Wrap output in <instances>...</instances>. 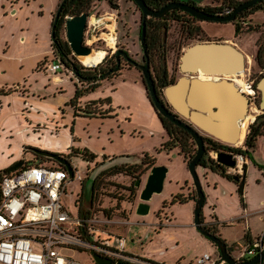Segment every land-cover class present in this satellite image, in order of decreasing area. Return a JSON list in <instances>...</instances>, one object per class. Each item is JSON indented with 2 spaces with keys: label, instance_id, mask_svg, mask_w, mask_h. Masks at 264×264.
Here are the masks:
<instances>
[{
  "label": "rangeland",
  "instance_id": "374dc122",
  "mask_svg": "<svg viewBox=\"0 0 264 264\" xmlns=\"http://www.w3.org/2000/svg\"><path fill=\"white\" fill-rule=\"evenodd\" d=\"M9 1V6L3 7L0 0V60H2L3 53L10 57L7 58L9 59L8 61H2L3 64L8 66V71L3 72L0 69V79L8 81L12 90L14 87L17 91L10 95V103H12L10 110L14 112L15 107H17V111L24 113L22 119L25 117V119L30 121L29 125L33 132L32 129L37 125V121L47 123L48 120L54 119L55 116L62 117L64 115L63 110L69 109L67 105L77 96V84H81L80 89H83L84 86L87 87L88 84L79 81V78L70 69L67 70L72 75L69 73L67 75V72L62 70V75H60L58 81H55L50 73L45 72V60L48 56L50 57L52 49V25L53 18L59 7V0ZM212 2L214 0H205L201 6L215 7L219 3ZM117 3V8L110 6L106 0H96L92 3L87 13L107 17L105 19H108V26L107 24L97 26L95 31L93 25H90L91 28L89 27L88 23L90 21L88 19L82 42L83 46L91 48L92 52L96 49L106 50L105 65H110L113 62L115 52L119 48L128 51L133 58L142 63L141 11L133 0H118ZM16 9L19 11V16L13 19L11 18L13 16L12 10ZM7 12L9 13L6 15L8 21L4 22L1 19V14L4 16ZM111 23H114L118 33L115 48H109L107 42L103 39L109 28H113ZM168 24L169 30L166 33L161 32L166 38L165 52L161 50L159 54H165L168 70L171 73H175L178 78V76L180 77L177 72L179 70V59L183 51L188 45L190 46L197 41L186 39L181 23L169 21ZM197 24L202 26L208 40L235 41L249 58L247 72L241 77H237L244 79L246 83L247 81L254 82L260 74V68L257 66L254 56L258 50V44L264 43V10H257L246 18L244 29L239 35L236 34V27L232 22L199 21ZM248 24L254 27L259 26L258 31H247ZM62 36L65 39L68 38L66 26L63 27ZM25 38L27 42L23 44L25 43ZM67 40L69 42V39ZM42 54H46V56L43 57ZM75 56L80 64L88 67L82 63L80 56ZM18 58L23 63L18 61ZM106 81L110 82L103 83L92 92L83 93L82 98L111 99V106L115 109V114L118 116L112 120L91 119L81 121L80 124L87 121H89V124L83 126L86 128L84 131H81L83 130L82 128L79 130L82 134L81 138H78V133H76V138L78 139L76 142H73L72 135L69 132L68 146L71 147L73 144L76 147L81 146L97 156L92 162L86 161L80 156L74 157L72 162L78 168V173H81L86 178L88 174L89 177L96 167L98 168V166L107 161V158L104 159V157L108 155L120 156L125 154L123 152H126V154L132 156L135 163H138L140 162L139 156L143 153H148L154 157L156 165H169L167 167H171L178 176L180 175L182 182L179 184L177 178L170 173L166 177L163 190L160 193L153 194L149 201L151 205L150 212L147 215H139L137 206L141 201L140 192L148 176L144 175V173L149 171V169H145L140 177L142 179L141 186H136V199L131 201L133 204L122 203V209L115 216L114 223L101 222L108 217L100 209L104 208L105 205L108 206L109 202L106 199L107 201L103 203V198L106 197L105 194L97 198L93 205L95 210L91 215V218L96 220L94 225H92L94 231L98 234L101 231L104 232L101 234L105 239L108 237L107 232H112L111 234L115 237L125 238L128 252L155 264H197V257L203 254L202 251L205 246H208V251L213 256H219L220 252L217 246L194 225V203H175L171 204L169 208H164V203L172 200V191L176 188L183 189V172L186 173L188 170L178 154V149L173 148L170 150L163 145L168 141L167 132L148 97L143 84L142 74L136 68L125 66L118 73L111 75ZM257 109L259 112H257ZM263 113L264 111L258 105L253 106L250 104L248 115H254L255 120L258 115ZM116 119H119L118 122H114ZM13 121L11 119L9 122L13 123ZM26 123L28 124V122ZM39 131L47 132L48 135H51L52 132L45 128ZM53 131L56 134V130ZM110 133L111 135H109ZM203 134L207 136V134ZM28 138H31V136H28ZM12 141H14L13 146L5 147L6 156L7 154L16 155L17 158L16 156L11 158L17 159L13 163L21 160L22 157L27 162L31 161L32 156L29 153L22 157L19 156V150L16 151V138L14 137ZM57 148L55 153H62L60 150L62 145L58 144ZM1 157L3 155L0 154V160ZM197 171L201 175L203 173L202 167H198ZM189 174L193 181L190 171ZM99 176H101V173ZM133 180L137 182L139 179L136 180L126 176L110 177L108 179L104 178L101 185L104 186V191L107 195L117 193L118 196L121 195L129 199L130 192H127L126 188L133 184ZM202 180L205 194V202L202 209L204 223L214 224L218 231L217 235L227 245L234 247L231 254L237 257L245 245L242 237L247 231L246 225L238 222L237 219L243 215L251 214L252 218L255 217L253 221L257 229L261 231L264 226L262 221L264 213H261L264 211V136L259 140L258 147L251 154L247 164L244 202L245 205L247 203L249 212L244 210L243 196L239 193V186L236 184V180H228L211 172L208 179V183H211L210 186L208 183L205 184V178H202ZM114 184H119V186ZM91 185L92 180H89V178L85 182L73 180L69 183L67 192L63 197V203L73 217L76 218L80 213L78 204L80 199L84 206L91 204ZM112 210L110 213L113 216L115 208ZM124 210L127 212H125L128 216L127 221L121 220L124 216L120 212ZM114 242L113 240L111 244ZM63 252L75 260L83 262V264L92 262L88 253H80L74 250H63Z\"/></svg>",
  "mask_w": 264,
  "mask_h": 264
},
{
  "label": "water",
  "instance_id": "95a60500",
  "mask_svg": "<svg viewBox=\"0 0 264 264\" xmlns=\"http://www.w3.org/2000/svg\"><path fill=\"white\" fill-rule=\"evenodd\" d=\"M63 0L54 16L52 25V40L56 41V30L60 19ZM139 7L142 14L141 21V44L146 56V65L137 64L142 70L143 84L150 101L157 113L168 118L177 126L188 131L197 145V152L190 161L188 168L193 178L194 187L197 193L195 202V227L210 241H212L221 254L222 259L229 264H258L264 260V254L255 258L239 262L231 254L228 245L217 234L212 233L206 227L202 219V209L205 202V194L199 173L197 171L201 160L207 154L206 133L209 137L216 138L226 144L234 145L238 142L241 124L248 115L250 106L249 96L234 83V77H241L248 70V55L234 42L225 41H197L183 51L179 59L180 77L172 84L163 89V97L158 92L151 70L149 55L146 45L147 19L149 17L162 18L173 10H183L200 21L229 23L236 22L238 16L244 10L253 7L264 0H247L238 5L230 14L207 12L197 5L190 4L193 1L197 4L205 0H175L165 4L160 9L151 7L145 0H133ZM92 13L71 16L66 20V30L69 44L73 53L77 56H85L92 52L91 48L83 46V37L87 22ZM68 41V40H67ZM121 52L118 53V55ZM127 56V54H126ZM71 72L79 78V73L74 66ZM216 77L218 80H202L201 77ZM257 88L260 93V108L264 111V76L258 81ZM28 150L53 160L64 166L69 172V180L74 179L75 170L72 162L61 153L38 148H27ZM216 154V162L224 167L235 166L232 152L228 150L212 151ZM210 156V154H209ZM130 161L132 158H129ZM128 161L127 156H118L96 167L88 177L92 180L91 190L98 175L111 166ZM39 163L37 160L27 162L25 158L14 163L6 169L5 173L10 174L25 165ZM169 168L165 165H154L149 169L146 183L140 192V203L137 206L139 215H147L150 212L153 194L160 193L165 184ZM238 180L237 176L233 177ZM142 179L136 182L140 187ZM99 264H111L110 260L94 256Z\"/></svg>",
  "mask_w": 264,
  "mask_h": 264
},
{
  "label": "built area",
  "instance_id": "2783aa9c",
  "mask_svg": "<svg viewBox=\"0 0 264 264\" xmlns=\"http://www.w3.org/2000/svg\"><path fill=\"white\" fill-rule=\"evenodd\" d=\"M216 5L221 7L220 14L226 15L233 11L221 4ZM69 17L71 16H66L65 26ZM92 17L93 13L89 17L88 25H93L96 31L97 25L92 21ZM111 32L109 28L108 33ZM114 32L117 38V33L115 30ZM103 39L107 42L105 37ZM62 70L67 69L60 58H54L45 67V72L54 76ZM243 91L249 96L250 104L257 106L259 93L254 87V82L247 81V90ZM254 121L255 119L252 123ZM228 152H232L236 163L233 167H225V173L229 176H242L248 164V157L243 153L230 150ZM209 154L216 161V154ZM72 165L75 170L73 180L83 182L85 177L78 173L75 163ZM69 183V172L57 164L25 165L3 178L0 185V264H83L64 254L63 250L90 254V264H99L95 255L110 260L111 264H155L128 252L125 238L108 235L105 239L96 233L92 227L96 222L95 218H85L80 214L76 218L73 217L63 203ZM113 240L115 242L111 244ZM262 254L264 229L244 245L235 259L245 262ZM196 262L229 264L222 259L220 253L216 257L209 252L197 257ZM258 264H264V260Z\"/></svg>",
  "mask_w": 264,
  "mask_h": 264
},
{
  "label": "trees",
  "instance_id": "16d2710c",
  "mask_svg": "<svg viewBox=\"0 0 264 264\" xmlns=\"http://www.w3.org/2000/svg\"><path fill=\"white\" fill-rule=\"evenodd\" d=\"M63 0H59V5ZM96 0H67L66 3L62 7L60 19L58 21L57 30H56V41H52V48H53V57L60 58V60L63 62V64L66 66L67 69H71L73 66L77 69L79 73V80L84 83L88 84L87 87H83V89L78 88L77 96L76 98L71 101L70 104L74 105L75 113L76 115L81 112L82 115L95 118H107L112 117V109L110 108H104V104H108L110 100L109 99H103L98 101H91L88 102L84 108L77 107V102L79 98L84 95L83 93H89L94 91L96 88L100 86V82L102 80H106L111 77V75H107L108 66L105 65L103 60L100 64L93 67H85L82 64H80L76 60V56L73 53V50L67 41V39L63 38L62 36V30L65 25V19L66 16H76L81 15L83 13H87L90 9L92 3ZM102 1V0H98ZM112 7H118V0H106ZM151 7L155 9H160L165 4L169 3L170 0H145ZM247 0H214L212 3H218L221 4L223 7L229 8L234 10L238 5L245 2ZM199 8L211 12V13H219L221 7H218L217 5L215 7L212 6H204ZM264 10V1L257 3L253 7H250L246 10H244L242 13L239 14L237 22H232L236 27V34L239 35L244 29V23L246 22V18L251 16L255 11L257 10ZM169 21H176L181 23L183 26V32L185 34V37L187 40L191 41H205L208 40L206 38V33L203 30L202 26L200 24H197L200 20L194 18L190 14L186 13L183 10L177 9L169 12L167 15H165L161 19H153L148 18L147 19V34H146V41L149 47H154L153 49H156L158 47L159 41L165 36L161 34L163 31L166 33L169 30ZM259 26L254 27L252 25H247V31H258ZM160 32V34H158ZM165 35V34H164ZM189 46V45H188ZM158 53V54H157ZM155 67L153 71V77L155 80V84L157 89H164L166 86L174 83L177 80V76L175 73H171L168 70L165 54H159L158 49L155 51ZM115 57V56H114ZM255 60L257 61V66L260 68V74L257 76V78L254 80V87L259 93V90L257 88L258 81L260 77L264 75V43L258 44V50L256 52V55L254 56ZM114 61V60H113ZM179 75H181L180 71L177 70ZM116 74V73H115ZM13 92L12 89L5 90L0 89V94H7ZM149 97V95H148ZM257 105L260 106V93L258 96ZM160 118L162 125L164 129L167 132L168 141L163 144L165 148L167 149H173L177 148L179 150V154L183 157L187 165H189L190 161L194 157V155L197 152V145L194 141V138L192 135L183 129L180 126H177L175 123H173L171 120H169L166 117H163L162 115H158ZM264 136V113L257 116L256 120L249 125L247 134L245 137V140L240 147H231L230 145L212 137H206V148H207V154L206 156L201 160L200 166L209 168L212 171L220 174L221 176L227 178L228 180H233L234 176H229L225 173V167L218 162H216L214 159H212L209 156V153L212 151H219V150H230L236 153H243L248 158H251V154L254 153L258 146L259 140ZM31 154L34 160H37L39 164H45V165H53L55 166L57 163L54 162L51 159H48L46 157L40 156L30 150L24 151L25 154ZM80 154V155H79ZM78 155L83 158L86 161H94L97 156L90 152L88 149H84L83 151L79 152ZM140 157V162L138 163H122L118 165L111 166L109 168H106L103 172H101V176H99L94 184L93 192H92V199L91 204L89 206H84L82 204L81 199L78 201L79 207H80V215L85 218H90L93 214L95 208L93 205L95 204L98 197L105 194L106 197L103 199V203H105L107 200L109 202L108 206H104V208L100 209L101 212L106 215V217L111 218L118 214V212L122 209V203H130L133 204L131 201L136 199L137 196V187L135 185V180H133V184L131 186L127 187V192L129 191V199L124 198V196H118L117 193H111L110 195L104 191V186L101 185L104 178H110V177H129L134 178L136 180L140 179L141 175L143 174V171L146 169L152 168L156 161L154 157H152L150 154L145 153ZM62 169H65V167L60 166ZM246 170L247 166L245 167V172L242 176H237L238 180L235 181L236 184L239 186V193L241 196L244 194V185H245V176H246ZM6 169L0 170V185L2 183V180L5 176L9 175L5 173ZM113 183V182H110ZM194 184V183H193ZM115 186H119V184H114ZM67 192V189H66ZM65 192V193H66ZM131 195V196H130ZM107 199V200H106ZM197 199V193L194 188L193 195H185L183 193H179L177 195H174L172 197V200L170 202L164 203V208L168 207L171 204L175 203H181L185 204L188 203L189 200H193L196 202ZM113 205V206H109ZM90 207V208H89ZM93 207V208H92ZM111 207V208H108ZM115 208L114 215H111L112 209ZM123 215H126L125 211L120 212ZM202 219H203V213H202ZM213 225L206 227L211 232L217 234V232L212 229ZM228 249L231 251V249L228 247Z\"/></svg>",
  "mask_w": 264,
  "mask_h": 264
},
{
  "label": "crops",
  "instance_id": "0c3cea01",
  "mask_svg": "<svg viewBox=\"0 0 264 264\" xmlns=\"http://www.w3.org/2000/svg\"><path fill=\"white\" fill-rule=\"evenodd\" d=\"M9 3H10L9 0H1V4H2L3 7H8ZM8 14H9L8 12L5 13L4 16H3V14H1L2 15L1 19H3L4 22H6V20H7V16L6 15H8ZM12 15L13 16H11V18H13V19L17 18L19 16V11L17 9L16 10H12ZM0 24H1V22H0ZM111 25L113 26V28L115 29V31L117 33L116 26L114 25V23H111ZM113 28H111V30H114ZM24 42L25 43H23V44H26V42H27L26 38L24 39ZM233 42L235 43V41H233ZM3 54L4 55L1 57L2 60H0L1 61L0 62V69H2L3 72H5V71H8V66L3 64L2 61H8L9 59H7V58H10V57H8V55L5 54V53H3ZM42 55H43V57L46 56V54H42ZM51 56H53V48L51 49V52H50V57ZM18 61L23 63V61L20 58H18ZM68 70H64V71L67 72V75H68V73L70 75H72V73L70 71H68ZM60 75H62V72H60L56 76H54V75H52V76L54 77L55 81H58L60 79ZM105 82H110V81L102 80L100 82V86L103 83H105ZM77 86H78V88H80L81 84L78 83ZM0 89L9 90V89H12V87H11V85H10V83L8 81H4V80L0 79ZM14 92H17V91L13 87V92H10V93H7V94H0V154L3 155V157H1V160H0V170H4V169L9 168L10 166H12L14 164L13 162H15V160H17L16 159L17 158L16 155L7 154V156H6V153H5L6 152L5 151V147L6 146H8V147L13 146L14 141H12V140H13L14 137L16 138V144H17L16 151L19 150V152H20L19 156H21V157L24 156V151L28 150L27 148H31V147H34V148L37 147V148H40L42 150H51V151L55 152L58 149L57 148L58 144L62 145V148L60 149L61 152H62L61 154L64 155V154H71V153L74 154V153H76L78 155V153L83 151L84 148H82L81 146L76 147L75 144H73L71 147L68 146L69 144H67V143L69 142V139H68L69 132L72 135L73 142H76V140H78L76 138V133H78V138H81L82 134L79 132V130H81V128H82L83 130H81V131H84L86 128L83 127V126L89 124V121H87L85 123L83 122L82 124H80L81 121H83V120H91V119H99L101 121H103V120H112L115 117L117 118V116H118V115L115 114V109L111 106V104H112L111 99H109L110 100L109 105L108 104H106V105L104 104V108L108 107V108L113 110L112 113H111L112 117H107V118H100V117L91 118V117H87V116L82 115L81 112H79L76 115L74 105L69 104V105H67L69 107V109L63 110L64 115L62 117L55 116L54 119L51 118V120H48L47 123L43 122V121H37V125L35 127H33V129H32L33 132H32L31 131V127L29 125L30 121L25 119V117L23 118L25 121L22 119L24 113L17 111L18 110L17 107H15L14 112H12L10 110V107L12 105V103H10L11 102V98H10L11 96L10 95L13 94ZM91 98H94V99H88V98L84 99L82 97L79 98L76 106L78 108L79 107L84 108L85 105L88 102L103 100V99H96V97H91ZM11 119L14 120L13 123L9 122ZM118 120L119 119H116V120H114V122H118ZM26 122H28V124ZM10 125H12V126H10ZM42 128H45L46 130L48 129L49 131H52L51 135L50 134L48 135L47 132L44 133V131H39ZM53 130H56V134H54ZM112 132H113V130H112ZM61 133H62V135H61ZM111 133L109 135H111ZM113 133H115V132H113ZM37 134H38V136H37ZM28 136H31V138H28ZM167 138H168V136H167ZM239 138H240V132H239V136H238V141H239ZM234 145H236V146H234ZM234 145H230V146L231 147H236V148L242 146V144H238V142L236 144H234ZM123 153H125V154L120 155V156H127L128 161H125V162H122V163H134V161H133L134 159H132L131 161L129 159V158H132L131 155L126 154V152H123ZM143 154H145V153H143ZM143 154H141V155H143ZM178 154H179V150H178ZM15 156H16L15 159H11L12 157H15ZM115 157H118V156L112 154V155L105 156L104 159L107 158L106 160L109 161V160H111V159H113ZM181 158L183 160V163L187 166L186 168H187L188 172H186V173L183 172V174H184V181H183L184 182V187H183V189H177V188L174 189L172 191V193H171L172 194L171 196L177 195L179 193H183L185 195H189V194L193 195V191H194V188H195L194 184H193V181L190 178L188 165H187V163L185 162V160L183 159L182 156H181ZM32 160H34L33 157L31 158V161ZM248 161H249V158H248ZM122 163H119V164H122ZM155 165H156V163H155ZM167 166H169V165H167ZM197 170H198V168H197ZM202 170H203V173L201 175H199V176H200L202 182H203L202 178H205V184L208 183L209 173L210 172L215 174V175L221 176L220 174L212 171L209 168L202 167ZM170 173H172V175L175 178H177V182L179 184H181L182 180L180 178V175L178 176L176 174V172H174L171 169V167H169V172H168L167 176ZM144 175H149V171L144 173ZM221 177L225 178L223 176H221ZM87 178H88V174H87ZM85 179H86V177H85ZM225 179H227V178H225ZM72 181H70V182H72ZM210 185H211V183L209 184V186ZM191 203H194V205H195V201H193V200H189L188 203H185V204H191ZM242 203H243V206H244V210L246 212L247 211L249 212V210L247 209V203L245 205V202H244V194H243V197H242ZM261 213H264V211L261 212ZM115 216H113L111 218L104 219L101 222L102 223L112 224V223H114ZM123 216H124V218H121V220H126L127 217H128L127 215H123ZM253 219H255V217L252 218L251 214H246L245 216L243 215V216H241L240 218L237 219L238 222L244 223L246 225V227H247V231H245V233H244V235L242 237V240L244 241L245 244L248 243L251 239L257 237L264 229V226L262 227L261 231H260V229H257ZM203 221H204V217H203ZM262 221L264 222V216H263V220ZM211 225H213L212 229H214L217 232V234H218V231H217L216 227L214 226V224L206 223L207 227L208 226L211 227ZM101 233H104V232L101 231L99 233V235H102ZM111 233L112 232H107L108 235H112ZM199 235H202V234H199ZM126 242H127V240H126ZM228 247L231 249V252H232V249H234V247L233 246H229V245H228ZM206 252H209L208 251V246H205V249L202 251V253H206Z\"/></svg>",
  "mask_w": 264,
  "mask_h": 264
},
{
  "label": "flooded vegetation",
  "instance_id": "af4514ba",
  "mask_svg": "<svg viewBox=\"0 0 264 264\" xmlns=\"http://www.w3.org/2000/svg\"><path fill=\"white\" fill-rule=\"evenodd\" d=\"M171 1H175V0H170V2ZM189 3L190 4H194V5H197V6H200V7H202L201 6V4L202 3H200V4H197V3H195V2H193V1H189ZM150 18V17H149ZM151 18H153V19H161V18H155V17H151ZM163 18V17H162ZM65 26V25H64ZM158 34H160V32H158ZM64 38V37H63ZM165 41H166V38L165 37H163L162 39H161V41H159V43H158V47L156 48V49H153L154 47H149V45L147 44V41H146V45H147V52H148V55H149V60H150V65H151V70H152V73H153V71H154V68L153 67H155V51L158 49V51L159 52H161V50H162V52H165ZM142 47V46H141ZM142 50H143V47H142ZM119 52H121L119 55H118V53ZM126 54H127V56H126ZM54 59V57L53 56H51V57H47L46 58V60H45V65H44V67H46L47 66V64L49 63V62H51L52 60ZM141 62L142 63H140V62H138L135 58H133L129 53H128V51H126V50H124V49H122V48H119V49H117L116 50V52H115V59H114V61L108 66V71H107V75H113V74H115V73H118L119 71H121V69H122V67H125V66H130V67H133V68H136V69H138L139 71H140V73L142 74V70L138 67V65L137 64H140V65H146V56H145V54H144V51H143V56H142V59H141ZM65 66V65H64ZM65 68H66V66H65ZM154 74V73H153ZM142 78H143V75H142ZM178 78H179V76H178ZM177 78V79H178ZM158 92H159V94L161 95V97H163V89L161 90H159L158 89ZM206 137H209L208 135L206 136ZM64 156L66 157V159H68V160H70L71 162L73 161V158L74 157H77L78 155L77 154H73V153H71V154H64ZM72 163H74V162H72ZM57 165L59 166L60 164H58L57 163ZM89 165H91V164H89ZM60 166H62V165H60ZM64 167V166H63ZM89 170V169H88ZM87 179V178H86ZM85 179V180H86ZM85 180H84V182H85ZM213 233V232H212Z\"/></svg>",
  "mask_w": 264,
  "mask_h": 264
},
{
  "label": "bare ground",
  "instance_id": "6f19581e",
  "mask_svg": "<svg viewBox=\"0 0 264 264\" xmlns=\"http://www.w3.org/2000/svg\"><path fill=\"white\" fill-rule=\"evenodd\" d=\"M107 17H102V16H95L93 15L92 17V21L97 25H106L107 24V20L105 19ZM108 26V24H107ZM115 30V29H114ZM114 30L111 33H105L104 37L107 40V45L110 47L115 48L116 46V34L114 32ZM107 52L104 49H96L93 50V52L90 55H86V56H80V60L82 61V63L86 66H95L98 65L102 62V60H104V58H106ZM202 80H218V78L216 77H201ZM234 83L236 86H239V88H241L242 90H247V83L244 79H240L237 76L234 77ZM258 110V109H257ZM259 112V110L257 111ZM255 114V113H254ZM255 119L254 115H247L246 119L242 122L241 124V131H240V138L238 141V144H243L246 134H247V129H248V125L250 122H252V120ZM206 134V133H205ZM236 146V145H234Z\"/></svg>",
  "mask_w": 264,
  "mask_h": 264
}]
</instances>
